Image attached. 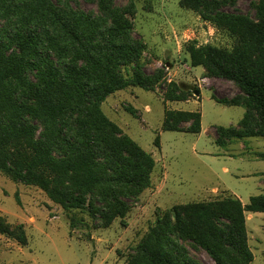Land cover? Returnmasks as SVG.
I'll use <instances>...</instances> for the list:
<instances>
[{"label":"trees","instance_id":"obj_1","mask_svg":"<svg viewBox=\"0 0 264 264\" xmlns=\"http://www.w3.org/2000/svg\"><path fill=\"white\" fill-rule=\"evenodd\" d=\"M110 1L98 0L104 14L98 19L43 0L46 24L41 12L24 13L18 5L21 17L10 11L17 26L0 30V171L40 186L66 209L83 207L90 194L104 203L106 225L127 214L124 195L150 186L155 166L152 155L100 107L115 91L130 85L147 89L153 83L140 70L127 77L120 72L137 59L144 44L126 41L130 21ZM221 3L181 0L235 37L231 49L210 43L189 46L194 65L235 81L245 93L241 98L216 99L246 109L237 126L216 127V143L224 146L231 140L264 136V0L256 5L259 20L221 11ZM201 118L200 111L167 110L164 130L198 133ZM187 120L190 125H179ZM40 124L47 128L39 133ZM259 156L264 159V152ZM246 211L264 212V190L246 204L231 195L177 210L174 222L168 219L152 227L128 264H200L178 242L177 233L205 249L216 264H250L254 255L248 245Z\"/></svg>","mask_w":264,"mask_h":264},{"label":"rangeland","instance_id":"obj_2","mask_svg":"<svg viewBox=\"0 0 264 264\" xmlns=\"http://www.w3.org/2000/svg\"><path fill=\"white\" fill-rule=\"evenodd\" d=\"M51 1L63 11L72 8L98 19L104 16L98 0ZM218 1L222 2L221 11L259 20L256 5L262 0ZM110 3L130 21L126 41L144 44L137 59L122 66L120 72L127 77L140 70L150 75L153 83L147 89L130 85L115 91L100 107L154 158L151 184L124 195L129 211L106 225L101 212L104 203L92 200L90 194L83 207L66 209L40 186L14 180L0 171V264H128L152 227L168 219L174 222L177 210L232 193L248 202L264 190V159L259 156L264 152V136L231 140L225 146L215 139L217 126H237L246 111L242 104H223L216 99L241 98L245 93L235 81L217 76L205 65H194L189 51L191 43L231 49L235 37L199 10L182 5L181 0ZM18 5L24 13L41 12L46 24L43 0H0V30L17 26L14 15H22ZM167 110L200 111L201 132L164 130ZM190 123L181 121L179 125ZM46 128L40 124L39 133ZM245 215L248 245L254 255L250 264H264V212ZM176 237L200 264H216L189 238L179 233Z\"/></svg>","mask_w":264,"mask_h":264},{"label":"crops","instance_id":"obj_3","mask_svg":"<svg viewBox=\"0 0 264 264\" xmlns=\"http://www.w3.org/2000/svg\"><path fill=\"white\" fill-rule=\"evenodd\" d=\"M202 116V113H201ZM201 130H202V118H201ZM201 132V131H200ZM198 132V133H200ZM229 144V142L226 143V145ZM225 146V145H224ZM225 170L227 171V168H225ZM263 176H264V172H263ZM264 178V177H263ZM264 181V180H263ZM263 181H261L259 184H263ZM232 195H235L237 197H239L241 199V197L238 194L232 193ZM243 202V201H242ZM247 202H243V204H246ZM246 212H250V211H246ZM251 213V212H250Z\"/></svg>","mask_w":264,"mask_h":264}]
</instances>
